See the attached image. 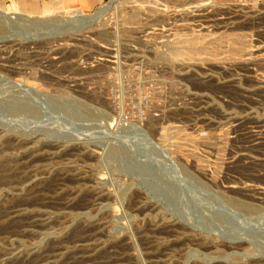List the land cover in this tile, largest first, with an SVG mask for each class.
<instances>
[{
  "label": "rangeland",
  "instance_id": "1",
  "mask_svg": "<svg viewBox=\"0 0 264 264\" xmlns=\"http://www.w3.org/2000/svg\"><path fill=\"white\" fill-rule=\"evenodd\" d=\"M112 1L0 4V264H264V0ZM113 39L127 83L77 62Z\"/></svg>",
  "mask_w": 264,
  "mask_h": 264
},
{
  "label": "built area",
  "instance_id": "2",
  "mask_svg": "<svg viewBox=\"0 0 264 264\" xmlns=\"http://www.w3.org/2000/svg\"><path fill=\"white\" fill-rule=\"evenodd\" d=\"M244 26L248 27V31L254 41L261 42L260 36L264 35V9H254L253 3H244ZM257 8V7H256ZM160 30L156 28H149L147 35L150 36L153 31ZM163 32V31H162ZM255 35V36H254ZM120 42L117 39L109 41L107 45L103 46L105 48V53L103 55L96 54H86L78 57L77 62L83 68H92L95 65H100L109 74L117 75L116 77L124 80L126 83L130 79V75L127 70H123L122 67L125 65L120 61V56L109 53L111 48L115 51L114 47H118ZM127 45V44H122ZM254 46L260 47L264 46V43H253ZM111 46V47H110ZM246 71L244 69V81H255L264 82V72L258 71L255 67L251 66ZM142 101L147 102V95L142 97ZM141 117V111H132L131 109H125L119 116V121L123 127H131L134 123L139 121Z\"/></svg>",
  "mask_w": 264,
  "mask_h": 264
},
{
  "label": "crops",
  "instance_id": "3",
  "mask_svg": "<svg viewBox=\"0 0 264 264\" xmlns=\"http://www.w3.org/2000/svg\"><path fill=\"white\" fill-rule=\"evenodd\" d=\"M104 0H0V4L17 6L28 13L43 12L48 14L53 10L73 9L83 12H92L100 7Z\"/></svg>",
  "mask_w": 264,
  "mask_h": 264
},
{
  "label": "bare ground",
  "instance_id": "4",
  "mask_svg": "<svg viewBox=\"0 0 264 264\" xmlns=\"http://www.w3.org/2000/svg\"><path fill=\"white\" fill-rule=\"evenodd\" d=\"M117 1H119V0H113L112 2H117ZM109 7L107 6V5H101V7L97 10V11H95L94 13H86V12H83V11H79V12H76L75 14H73V15H79V17H74V18H72V19H70L69 21L68 20H66V21H68V22H66L65 24H66V27L68 26V27H70V28H73V25L74 24H79L80 26H86V25H91V24H94V22L96 21V20H98V19H100L101 18V15L102 14H104L106 11H107V9H108ZM7 14H9L8 12H6L5 10H3V9H1L0 8V16H5L6 18H8V16H7ZM4 22H6V21H4ZM4 25H6L5 23H4ZM72 25V26H71ZM88 25V26H89ZM54 28V30H56L57 29V26H55V27H53ZM101 32V31H100ZM103 33V32H102ZM105 33V32H104ZM99 34V33H98ZM103 34H101V36H102ZM105 35V34H104ZM103 37V36H102ZM104 38V37H103ZM193 46H195V45H193ZM5 64V63H4ZM3 64V65H4ZM165 149V148H164ZM164 151V150H163ZM5 152V151H4ZM0 160H2V159H0ZM34 161V160H33ZM136 162V161H135ZM143 162V161H142ZM137 163V162H136ZM145 166V165H144ZM146 167V166H145ZM148 171V170H147ZM2 179V178H1ZM33 182V181H32ZM4 183V182H3ZM31 183V182H30ZM31 184H33V183H31ZM30 184V185H31ZM231 188H233V186H230ZM241 187V186H240ZM239 188V187H238ZM243 188H244V186H243ZM240 190V189H239ZM239 194V193H238ZM26 205V204H25ZM23 209V208H22ZM22 209H21V211L20 212H22ZM26 210V209H25ZM25 210H23V212L25 211ZM27 211V210H26ZM28 211H30V210H28ZM31 212V211H30ZM19 213V212H18ZM28 213V212H27ZM34 213V212H33ZM16 214V213H15ZM37 215V214H36ZM17 216H19V214L17 215ZM16 217V216H15ZM38 219V218H37ZM41 220V219H40ZM39 220V221H40ZM48 221V220H47ZM36 222V221H35ZM38 222V221H37ZM87 254V253H86ZM14 256V255H13ZM91 258H92V256H91ZM84 259V258H83ZM87 259V258H86ZM86 261V260H85Z\"/></svg>",
  "mask_w": 264,
  "mask_h": 264
}]
</instances>
